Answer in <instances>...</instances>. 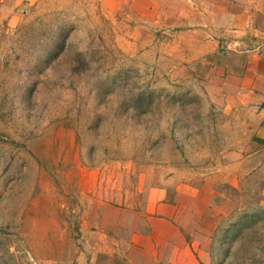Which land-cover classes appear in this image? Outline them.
<instances>
[{
  "label": "rangeland",
  "instance_id": "374dc122",
  "mask_svg": "<svg viewBox=\"0 0 264 264\" xmlns=\"http://www.w3.org/2000/svg\"><path fill=\"white\" fill-rule=\"evenodd\" d=\"M183 4L0 0V264H149L133 234L176 243L212 188L216 230L187 242L264 264V169L242 106L179 61Z\"/></svg>",
  "mask_w": 264,
  "mask_h": 264
},
{
  "label": "crops",
  "instance_id": "0c3cea01",
  "mask_svg": "<svg viewBox=\"0 0 264 264\" xmlns=\"http://www.w3.org/2000/svg\"><path fill=\"white\" fill-rule=\"evenodd\" d=\"M183 1L178 19H173L179 23L173 37L178 39L175 43L181 50L180 57L183 55L179 61L185 68L189 65L186 71L195 70L203 79L212 100L242 106L246 118L244 126L250 137L245 149L249 150L248 157H253V163L264 169V0ZM170 11L177 10L171 7ZM246 160L241 161V176L249 171ZM233 178L227 181L238 186L236 177ZM205 190L209 202L201 213H196L192 225L170 224L178 233L176 243L161 242L156 237L158 230L151 227L149 231L144 229L140 234H133L126 251L145 254L147 262L153 264L162 262L161 250L165 244L163 258L170 264H209L205 247H199L198 241L190 244L184 237L188 233L207 235L216 230L221 216L217 205L219 197L213 188ZM159 199L158 196L150 205L153 215L157 212L154 206L163 204ZM229 201L226 198L222 202L229 206ZM151 233L155 236L153 241L149 239Z\"/></svg>",
  "mask_w": 264,
  "mask_h": 264
}]
</instances>
